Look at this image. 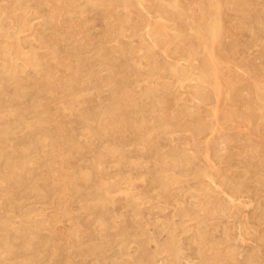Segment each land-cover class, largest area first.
<instances>
[{
  "label": "rangeland",
  "instance_id": "1",
  "mask_svg": "<svg viewBox=\"0 0 264 264\" xmlns=\"http://www.w3.org/2000/svg\"><path fill=\"white\" fill-rule=\"evenodd\" d=\"M0 264H264V0H0Z\"/></svg>",
  "mask_w": 264,
  "mask_h": 264
},
{
  "label": "bare ground",
  "instance_id": "2",
  "mask_svg": "<svg viewBox=\"0 0 264 264\" xmlns=\"http://www.w3.org/2000/svg\"><path fill=\"white\" fill-rule=\"evenodd\" d=\"M110 12V11H109ZM206 26V25H205ZM198 37V36H197ZM215 47V46H214ZM185 48V47H184ZM212 49V48H211ZM210 56V55H209ZM213 56V55H212ZM215 66V65H214Z\"/></svg>",
  "mask_w": 264,
  "mask_h": 264
}]
</instances>
